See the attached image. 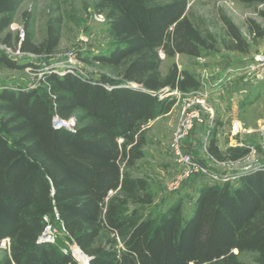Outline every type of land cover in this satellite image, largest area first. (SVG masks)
<instances>
[{
  "label": "trees",
  "instance_id": "obj_1",
  "mask_svg": "<svg viewBox=\"0 0 264 264\" xmlns=\"http://www.w3.org/2000/svg\"><path fill=\"white\" fill-rule=\"evenodd\" d=\"M20 1L0 0V33ZM187 7L188 0H95L112 48L90 61L115 69L116 76L49 72L40 89L0 90V240L9 238L0 264H78L70 251L39 241L53 221L90 257L88 264H244V252L264 264V167L243 171L236 187L201 182L185 219L184 195L157 218L144 212L153 203L148 181L131 173L144 156L148 122L175 103L163 95L166 89L188 93L201 87L175 63L162 75L160 52L198 57L215 48L214 37L194 25ZM57 22L49 21L45 40L34 44L26 19L23 38L15 37L19 49L52 54ZM223 22L229 49L246 52L249 44L237 26L225 17ZM248 29L253 39L264 36L253 20ZM2 41L12 45L11 35ZM0 65L33 66L1 52ZM54 114L73 117L76 130L53 128ZM216 143L211 138L207 152L218 162L249 152L244 145L221 150Z\"/></svg>",
  "mask_w": 264,
  "mask_h": 264
},
{
  "label": "rangeland",
  "instance_id": "obj_2",
  "mask_svg": "<svg viewBox=\"0 0 264 264\" xmlns=\"http://www.w3.org/2000/svg\"><path fill=\"white\" fill-rule=\"evenodd\" d=\"M95 0H21L11 13L12 22L0 33V52L20 63L32 64V70L8 69L0 65V90L42 88L47 71L58 70L60 60L68 53L76 58L75 66L87 76L97 79L100 74L116 76V70L91 62L92 56L107 53L112 48V37L108 22L93 8ZM264 4L244 3L235 0H188L186 14L204 34H211L216 40L215 48L203 50L200 56L175 54L172 57L160 53V70L165 73L175 63L180 70L191 71L201 82L202 91L207 93L211 106L210 114H204V122L197 124L186 139L188 151L198 162L217 176L209 183L229 182L233 187L239 184V175L248 169L264 167V36L253 39L249 33L248 20H253L264 30ZM24 13H27L25 15ZM223 17L234 23L242 37L248 42L246 52L229 49L231 39L226 32ZM29 22L31 40L42 43L46 38L49 21L57 22L58 44L52 54L27 55L16 53L20 30L25 20ZM6 34L12 37V45L3 43ZM35 66V67H34ZM46 67H49L46 69ZM204 72L206 75H204ZM250 79V80H249ZM258 81L256 86L245 85ZM245 91H242L244 90ZM167 91V89H166ZM175 100L171 112L162 117L158 124L146 129V156L137 161L131 173L145 177L153 203L143 208L153 217L161 215L178 195H184L182 216L188 218L193 211L195 192L172 190V176L176 166L169 155L168 145L172 132L179 123L182 108L188 100L197 96V91L181 93L177 90L166 92ZM247 94L246 97H243ZM215 137L220 148L244 145L248 154L237 161L218 162L207 152L208 143ZM156 139V143L152 140ZM159 145V148L157 147ZM164 152L161 160H154L153 151ZM222 149V150H224ZM166 165L170 170L166 176L153 168L152 164ZM176 196V197H175ZM46 236L57 244L61 251L72 252L76 245L71 242L56 221L47 227ZM9 238L0 240V259L8 253ZM244 264H257L254 254L239 255Z\"/></svg>",
  "mask_w": 264,
  "mask_h": 264
},
{
  "label": "built area",
  "instance_id": "obj_3",
  "mask_svg": "<svg viewBox=\"0 0 264 264\" xmlns=\"http://www.w3.org/2000/svg\"><path fill=\"white\" fill-rule=\"evenodd\" d=\"M23 35L24 31L21 29L19 38L22 39ZM16 53L35 55L29 52H22L19 49V44H17ZM75 63L76 58L74 54L70 52L60 60V67L58 70H54L53 68L47 71V73L55 72L58 75L71 73L83 79L90 78V76L79 71L78 68H76ZM25 68L27 70H32L31 66H26ZM48 68L49 67H46V69ZM204 75H206L205 72ZM195 91H197V96L188 100L185 107L182 108L179 123L172 132L170 143L168 145L169 155L176 166L174 175L172 176L174 180L172 182V190L175 193L185 191L187 186L192 182L209 183V181L213 182L218 179L216 174L210 172L204 165L198 162L193 154L187 149L186 139L197 124L204 122V114H210L212 119V111L207 100V93L202 91V87ZM51 125L53 128H63L69 132H74L76 130V122L73 117L62 118L58 114H54L51 119ZM48 225L40 235L39 241L53 243V240L46 236ZM71 253L74 256L73 250Z\"/></svg>",
  "mask_w": 264,
  "mask_h": 264
},
{
  "label": "crops",
  "instance_id": "obj_4",
  "mask_svg": "<svg viewBox=\"0 0 264 264\" xmlns=\"http://www.w3.org/2000/svg\"><path fill=\"white\" fill-rule=\"evenodd\" d=\"M161 53V52H160ZM168 71V70H167ZM167 71L165 72V73H162L161 72V70H160V72L162 73V75H165L166 73H167ZM189 71V70H188ZM189 72H191V71H189ZM192 73V72H191ZM250 80V79H249ZM257 84H259V82L258 81H252V84H250L249 86L248 85H245V87L244 88H249L250 86H256ZM250 89V88H249ZM242 91H245V89L244 90H242ZM246 95L247 94H244L243 95V97H246ZM171 111H169L168 113H166V114H163V115H161V116H159V117H157V118H155V119H153V120H151V121H149L148 122V124H147V126H146V128L148 129V128H150V127H152L154 124H158V121L162 118V117H166L167 116V114H169ZM145 141H146V143L145 144H147V138H145ZM153 142H155L156 143V139H154V140H152ZM158 148H159V145L157 146ZM219 148H220V146H218ZM158 148H156V150H154L153 151V154H154V160L155 161H157L158 162V160L160 161L161 160V156H162V154L163 155H165V153L164 152H160V150H158ZM221 150L222 149H224V148H220ZM143 153H144V156H146V150H145V145H144V147H143ZM144 156H143V158H144ZM142 158V159H143ZM216 161V160H215ZM153 165V168H155L157 171H159L160 173H161V175H163V176H166L168 173H171L172 172V170H171V172H169L170 170L168 169V167L166 166V165H161V164H158V163H155V164H152ZM201 182H192V183H190L188 186H187V188H186V190L185 191H183V192H186V193H189V192H195L196 191V188H197V186L200 184ZM176 197V196H175ZM192 201H194V198L191 200V202Z\"/></svg>",
  "mask_w": 264,
  "mask_h": 264
},
{
  "label": "bare ground",
  "instance_id": "obj_5",
  "mask_svg": "<svg viewBox=\"0 0 264 264\" xmlns=\"http://www.w3.org/2000/svg\"><path fill=\"white\" fill-rule=\"evenodd\" d=\"M73 253L78 264H86L87 256L84 255L77 246L73 247Z\"/></svg>",
  "mask_w": 264,
  "mask_h": 264
},
{
  "label": "water",
  "instance_id": "obj_6",
  "mask_svg": "<svg viewBox=\"0 0 264 264\" xmlns=\"http://www.w3.org/2000/svg\"><path fill=\"white\" fill-rule=\"evenodd\" d=\"M80 249V248H79ZM80 251L84 254V255H86L81 249H80ZM87 256V255H86ZM89 260H90V257L89 256H87V261H86V264H88V262H89Z\"/></svg>",
  "mask_w": 264,
  "mask_h": 264
}]
</instances>
